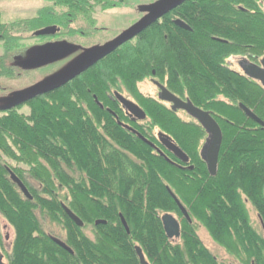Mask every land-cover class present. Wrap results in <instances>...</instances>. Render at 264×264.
I'll return each instance as SVG.
<instances>
[{"label": "trees", "instance_id": "1", "mask_svg": "<svg viewBox=\"0 0 264 264\" xmlns=\"http://www.w3.org/2000/svg\"><path fill=\"white\" fill-rule=\"evenodd\" d=\"M41 18L7 24L0 16L4 53L23 47L15 32L34 36L52 22L48 13ZM229 56H264V0H186L143 30L134 45L121 46L60 88L28 100V115L1 114L0 216L14 229L8 264H140L136 244L150 264H225L203 245L199 225L233 262L264 264V239L242 197L264 221V127L239 108L244 104L264 121V87L231 69ZM10 72L1 61L0 73ZM147 77L216 120L222 143L214 176L199 155L206 133L192 118L183 120L156 99L133 96L146 114L138 132L151 141L154 129L164 132L187 154V164L166 154L175 165L105 109L126 120L106 93L121 90L118 83L136 93ZM2 156L29 165L27 174L14 172L31 200L9 179ZM166 187L191 219L181 221L176 242L165 235L159 216L182 217ZM61 200L83 226L68 217ZM42 219L60 226L61 240L73 253L49 238ZM96 219L106 223L94 224Z\"/></svg>", "mask_w": 264, "mask_h": 264}, {"label": "water", "instance_id": "2", "mask_svg": "<svg viewBox=\"0 0 264 264\" xmlns=\"http://www.w3.org/2000/svg\"><path fill=\"white\" fill-rule=\"evenodd\" d=\"M186 0H156L152 3L141 6V10L144 15L131 26L123 30L120 34H118L115 38L107 41L106 43L94 46L92 48L87 49L82 55H80L74 62L69 64L62 71L47 77L29 87L21 89L17 92V96L11 100L9 103H4L0 106V109H8L11 105L15 106L21 103H24L28 100H31L37 96L48 93L50 91L56 90L61 86L65 85L67 82L77 77L81 73L87 71L89 68L93 67L96 63H98L101 59L112 53L119 46L129 41L133 37L137 36L143 30L151 26L158 19H160L163 15L167 14L180 4H182ZM174 23L184 29L189 30L190 28L180 19H175ZM55 27H47L44 29L36 30L34 32L35 36L46 35L54 32ZM59 49L54 48V54L58 53ZM52 52V53H53ZM239 67L243 73V75L258 81L264 87V57H262L258 63L250 62L247 59H242L239 62ZM156 87L159 89L158 99L161 101H165L171 104V109L173 111L182 110L191 118L196 120L205 130L206 139L203 143L200 150V157L205 162L207 171L210 175H215L217 171V161L219 150L222 143V131L216 120L212 117L209 111L203 110L197 106H195L188 98L183 100L177 97L175 94L170 92L164 85L160 84L157 81H153ZM116 100L122 105V107L126 110V112L133 117L144 120L146 115L145 112L133 101L127 99L122 94L115 92L114 93ZM100 104V103H99ZM102 106V105H100ZM239 108L243 111V113L264 127V121H262L256 114L252 112L248 107L244 104L239 103ZM126 126V125H125ZM128 127V126H126ZM136 135L154 147V145L144 138L140 133L135 132ZM158 139L161 145L168 150L170 153L174 155L178 160L183 163H188V156L178 147L174 141L165 133L160 132L158 134ZM158 154L163 156L166 160L170 161L165 154L158 150ZM190 169L192 167H189ZM9 178L10 180L16 184L19 191L23 194V196L29 200L32 199V195L30 194L27 187L20 180V178L9 170ZM170 195L174 199L175 203L184 214V216L189 219L188 213L184 206L180 203L178 198L168 189ZM62 208L64 212L68 215V217L74 221V223L78 226H82L83 223L81 219L72 212L66 205L62 204ZM122 223L128 231V227L123 217L121 216ZM163 229L168 238H178L180 235V226L177 219L170 213H164L161 216ZM104 223L105 221L97 220L96 223ZM56 244L60 247L64 248L69 253H73L71 248H69L66 243L59 238L50 237ZM135 251L137 257L139 259L140 264H149L146 260L141 248L139 246H135Z\"/></svg>", "mask_w": 264, "mask_h": 264}, {"label": "flooded vegetation", "instance_id": "3", "mask_svg": "<svg viewBox=\"0 0 264 264\" xmlns=\"http://www.w3.org/2000/svg\"><path fill=\"white\" fill-rule=\"evenodd\" d=\"M135 1H133V0L132 1H129V0H127V1L126 0H41V4L38 7H36L37 8V12H36V15L33 18L36 17V18H39L40 20H42L41 16L48 13L50 16H52V22H49V23H46V24L42 25L37 30L44 29V28H47V27H52V26L55 27V28H54V32H52V33H49V34H46V35H40V36H36V37L34 36V37L38 39L37 43L45 42L43 44H52V45L57 44V45H54V46L55 47H59L60 46L58 53L54 54V52H53L54 49H53L51 51V53L49 54V56L46 57L49 60L56 61V60H60L62 58H65L67 56H68V58H71V60H73L75 57L70 56V53H72L73 51H78L79 53L83 54V51L85 52L89 48H92L94 46H99V45H102V44L106 43L107 41H110L111 39L115 38L118 34H120L123 30H125L126 28L131 26L133 23L137 22L144 15V13H142L140 15V10H141L140 4L136 5L139 2V0H135ZM149 3H151V2H149ZM136 13L138 14L137 19L134 20L133 22H131V20L136 15ZM162 17H164V15ZM33 18H30V19H33ZM123 19H124V21L129 23L126 28L121 29L116 34L114 33L108 39H104V37H105L104 35H99L100 31H108V28H111L112 31L119 30L118 28L123 26V25H120V24H124ZM160 19H158L157 21H159ZM23 25H26V23L23 24ZM111 33H113V32H111ZM138 35L133 37L129 41L125 42L121 46H123L125 44L134 45L133 42L137 41ZM93 37H97V40H95L91 44H83L81 42L85 38L89 39V38H93ZM23 42L26 43V40L23 39L22 44H23ZM121 46H119L117 49H119ZM23 48H24V45H23V47H20L19 51H11L10 52V54H11V56H10V66L13 67V68L18 69L19 72H17V73H14V72L6 73V75H7L6 78H11V77H13V75H15V78H17L18 76H20V74H22V72L25 74V72H27V71H30V70L38 68V67H35L36 65L27 66V64H21V62H19L16 59V56L20 53V50L23 49ZM56 49H58V48H56ZM116 50H114V51H116ZM229 57L235 58L236 65L238 67H239L240 60H242V59H247L248 60V57H243V56H229ZM46 58H44L42 61H45ZM256 61L257 60H255L254 62H256ZM151 81L153 83V81H157V80L156 79H152ZM157 82H159V81H157ZM159 83L162 84L161 82H159ZM162 85H164L166 87L165 84H162ZM154 86L156 87V85H154ZM115 91L116 90H113L112 95L110 93L109 94L106 93V95L112 101L113 104L117 105V108H118L117 111L123 112V116L126 117V120L121 121L117 117L118 115L113 110H111L110 107L106 106L105 109L109 110V112H111L115 116L116 123L121 128H123V129L127 130L128 132H130V133L134 134L135 136H137L135 132H138L139 127H141V125L143 124L141 121H144V120H139V119L133 117L132 115L128 114L126 112V110L122 107V105L116 100L115 95H114ZM119 93L122 94L121 92H119ZM158 93H159V89L157 88L156 100L161 102V103H163V105H165L166 107L171 109V104L170 103L163 102V101H160L158 99ZM173 94H175V93H173ZM175 95L177 97L181 98V99H184L183 97H180L177 94H175ZM124 97H126V96H124ZM126 98H128V97H126ZM128 99H130V98H128ZM130 100H132L133 102L136 103V101H134L132 98ZM95 102L100 108L104 107L101 102L97 101V99L95 100ZM99 103H101L102 106H100L101 104H99ZM1 105L2 104H0V106ZM23 107H26L28 112H30V106L26 102H24V103L15 105V106L11 105V107H9L8 109H0V113L3 114L5 112H7L8 110H16L18 112V110H20ZM179 111L180 110H177L176 112H179ZM125 125L128 126V127H126ZM160 132L161 131H157L156 134H154V138L155 139L153 138L152 141L148 139L154 145V147L151 146L153 151L155 153H159L158 150H160V151H162L165 154V156H166V154H169V155H172L174 157V155L172 153H170L168 150H166L161 145V143H160V141L158 139V134ZM137 138H139V137L137 136ZM205 139H206V137H205ZM205 139H204L203 143L205 142ZM141 141H143V140H141ZM203 143H202V145H203ZM147 145H149V144H147ZM202 145H201V147H202ZM10 147L13 149V151L17 152V146L15 144H10ZM201 147H200V150H201ZM200 150H199V155H200ZM2 159H4L6 161L5 163L2 162V167L5 168V170L7 171L8 177H9V170L12 171L13 173H15V172L16 173H19V172L23 173V172H25V174H27V170L29 168V165L27 163H24V162L18 163V162L13 161V159L11 157L9 158V157H5V156H2ZM6 159H8L11 163L8 162ZM168 159H169V157H168ZM43 161H42V163L45 164L46 162L44 161L45 162L44 163ZM178 161H180V160H178ZM12 162H14L13 165H12ZM169 162H171V163L176 165V163L172 162L171 160ZM188 162H189V158H188ZM181 163H183V162H181ZM184 164H187V163H184ZM179 167H181V166H179ZM63 170L65 172H67V173H71L72 172L71 170L66 169V167H64ZM166 189L168 190L169 188L166 187ZM242 197H243V201L245 203L247 211H248V205H250L251 208L254 209V207L248 201V199L245 198L244 195H242ZM60 204H61V206H62V204L66 205L62 200H61ZM184 208L186 209L185 206H184ZM178 209H179V207H178ZM179 211H180L182 217H178L177 215H175L173 213H170V214H172L177 219V221L179 223V226H180V233H181V221L183 219H186L188 222H191V219H190V215L189 214H188L189 219H187L184 216V214L181 212L180 209H179ZM186 211H187V209H186ZM254 211L256 212L257 229H258V231L260 232V234L262 235V237L264 239V221H263V219L260 218L259 214L257 213V211L255 209H254ZM166 213H168V212H166ZM187 213H188V211H187ZM163 214L164 213H161L159 215L160 219H161V216ZM119 216H120V219H121L122 214H119ZM2 219L5 221V224H4V227H3L4 229H10V227L13 229V227L4 218H2ZM123 219H124V217H123ZM97 220L105 221L104 223L100 222L101 224H105L106 223L105 219H96L94 221V224H99V223H96ZM124 221H125V219H124ZM121 222H122V220H121ZM82 223H83V221H82ZM161 223H162V220H161ZM83 225H84V223H83ZM126 225H127V223H126ZM162 226H163V224H162ZM127 227H128V225H127ZM199 227H201L204 230H206V228L203 225H199ZM87 231H89V230H87ZM163 231H164V229H163ZM126 232L129 233V228H128V231H126ZM89 233H90V235H92V233L90 231H89ZM164 233H165V231H164ZM165 235H166V233H165ZM48 236H49V238L52 236V237H56V238L62 239L61 237L50 235V234H48ZM209 237H210V235H209ZM168 239L171 240V241L176 242L177 240L180 239V235L176 239L175 238H168ZM199 239H200V237H199ZM210 239H211V237H210ZM13 240H14V229H13L12 242H13ZM12 242L10 241V234H8V233H6L3 236V239H0V264H8L9 263V254H10V249L12 247ZM201 242H202V240H201ZM203 245L207 249H209L204 243H203ZM135 246H139V245H137V244L134 245V250H135ZM141 250H142V248H141ZM142 252H143V250H142ZM143 254H144V252H143ZM230 264H233V263H230Z\"/></svg>", "mask_w": 264, "mask_h": 264}, {"label": "rangeland", "instance_id": "4", "mask_svg": "<svg viewBox=\"0 0 264 264\" xmlns=\"http://www.w3.org/2000/svg\"><path fill=\"white\" fill-rule=\"evenodd\" d=\"M129 1H132V0H129ZM133 1H135V0H133ZM153 1H155V0H139V2L136 5L140 4V8H141V6H144L145 4H148L149 2H153ZM40 4H41V0H0L1 21H3V23L9 24L10 22H18V21L22 20L28 24L27 21L36 15V12H37L36 7H38ZM141 14H142V10H140V15ZM137 17H138V14L136 13V15L133 17L131 22L136 20ZM123 22H124V24H120L123 26L118 28L119 30L112 31L111 28H108V31H100L99 35H104L105 36V37L103 36L104 39H108L114 33L116 34V33H118V31H120L121 29H124L128 26L129 23L124 21V19H123ZM19 27L21 28L20 25L16 26V28H19ZM111 32H113V33H111ZM30 33L15 32L16 35L22 36L21 38L26 40V43L23 42L24 48L20 50V53L16 56V59L19 62H21V64H27V66L36 65L35 67H38V68L27 71V72H25V74L22 72V74H20V76H18L19 78L18 77L15 78V75H13V77H11V78H6L7 75L4 76L3 74L0 73V104H4L7 102L9 103L13 98H15L17 96V92L20 91L21 89L29 87V86L47 78V77H50V76L55 75L56 73L62 71L69 64L74 62V60H76V58L78 56H80L82 54V53H79L78 51H73L72 53H70V56L75 57L73 60H71V58H68V56L65 58H62L60 60H56V61L49 60L46 57L49 56V54L51 53V51L54 48L59 49L60 46L55 47L54 45H57V44H54V45L43 44L45 42L37 43L38 39L35 38L34 36H31ZM22 39L18 40V42H22L23 41ZM95 40H97V37H93V38H89V39L85 38L81 42L83 44H91ZM133 43H135V42H133ZM83 53H84V51H83ZM9 54H10L9 51L4 53L2 41H0V62L2 61L6 68H10V69H12V72L17 73V72H19L18 69L10 67V56H11V54L10 55ZM44 58H46V60L42 61ZM226 63L228 64V66L231 69L240 72L238 66L236 65L235 58L229 57L226 60ZM152 79L153 78H151V77H147V78L143 79L142 81L138 82L137 83V91L138 92H136V93L134 92L133 94L131 92H129L126 88H124L123 85H120L119 83L117 84V87L121 88V90L118 89L119 92H121L124 96H126L130 99L132 98L134 101H136V99L134 97L137 96L138 93L141 94L142 96L146 97V98L156 99L157 88L152 83V81H151ZM115 90H117V89H115ZM109 93L112 95L113 90L109 91ZM18 113H20V114L23 113L26 115L29 114L26 107H23L20 110H18ZM0 115H1V113H0ZM178 116L180 118H182L183 120L189 119V117L184 112H181V111L178 112ZM141 122L144 123V121H141ZM156 132H157V129H154L153 133L156 134ZM2 160L4 163L6 162L4 159H2ZM6 160L8 162H10L8 159H6ZM13 164H14V162H12V165ZM28 181L31 182L32 184H34L35 186L37 184L33 180L31 181L28 179ZM61 193H64V192L61 191ZM248 212H249V216H250V220L252 222V225L254 226V228L257 229L256 212L254 211V209L251 208L250 205H248ZM43 221H44V226H45L44 231L46 233H48L50 235L61 237V234L63 233V231L58 224L49 223L45 220H43ZM45 222H47V224H45ZM4 224H5V221L0 216V239H3V236L6 233H8V234H10V241L12 242L13 229L11 227H10V229H4L3 228ZM85 232L87 235L90 236L89 231H85ZM196 232L199 235L202 242L209 248V250L217 257V259L219 261H221L225 264H230V263L237 264L236 262L232 261L230 256H228V254L218 244H216L214 241H212L210 239L209 234L206 230L197 226Z\"/></svg>", "mask_w": 264, "mask_h": 264}]
</instances>
